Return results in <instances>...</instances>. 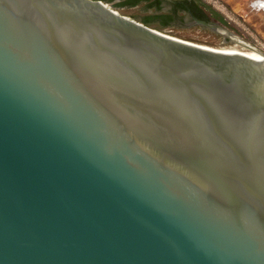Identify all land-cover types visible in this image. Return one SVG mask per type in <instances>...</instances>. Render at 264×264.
I'll use <instances>...</instances> for the list:
<instances>
[{"label":"water","instance_id":"water-1","mask_svg":"<svg viewBox=\"0 0 264 264\" xmlns=\"http://www.w3.org/2000/svg\"><path fill=\"white\" fill-rule=\"evenodd\" d=\"M193 25L0 0V264H264V51Z\"/></svg>","mask_w":264,"mask_h":264},{"label":"flooded vegetation","instance_id":"flooded-vegetation-1","mask_svg":"<svg viewBox=\"0 0 264 264\" xmlns=\"http://www.w3.org/2000/svg\"><path fill=\"white\" fill-rule=\"evenodd\" d=\"M122 12L142 13L136 18L157 27H187L195 19L220 23L231 29L228 18L219 16L213 0H102ZM225 11L238 10L239 19L262 28L264 34V0H218ZM135 18V17H134ZM199 26V25H193ZM201 27V26H199ZM255 27V28H256ZM203 28V27H201ZM254 28V29H255ZM207 29V28H206ZM209 30V29H208ZM213 32V31H212Z\"/></svg>","mask_w":264,"mask_h":264},{"label":"rangeland","instance_id":"rangeland-1","mask_svg":"<svg viewBox=\"0 0 264 264\" xmlns=\"http://www.w3.org/2000/svg\"><path fill=\"white\" fill-rule=\"evenodd\" d=\"M213 1L220 8V11H217L218 15L224 18L226 16L230 21L232 25L230 30H232L240 37H242L250 44L264 51V34H262L261 27H256L255 25H251L248 24L247 22L240 20L239 19L240 12H238L237 9L232 11L231 10L225 11L222 2H219L218 0H213ZM122 13L135 18L140 15H143L142 13H136V12H122ZM158 28H160L161 30H163L164 32L170 35H199L205 31V28H201L199 26H187V27L168 26V27H158Z\"/></svg>","mask_w":264,"mask_h":264},{"label":"bare ground","instance_id":"bare-ground-1","mask_svg":"<svg viewBox=\"0 0 264 264\" xmlns=\"http://www.w3.org/2000/svg\"><path fill=\"white\" fill-rule=\"evenodd\" d=\"M108 5H110V4H108ZM256 50V49H255ZM257 51V50H256ZM258 52V51H257ZM260 53V52H259ZM262 56H263V54L262 53H260Z\"/></svg>","mask_w":264,"mask_h":264},{"label":"trees","instance_id":"trees-1","mask_svg":"<svg viewBox=\"0 0 264 264\" xmlns=\"http://www.w3.org/2000/svg\"><path fill=\"white\" fill-rule=\"evenodd\" d=\"M146 24H149L148 22H145Z\"/></svg>","mask_w":264,"mask_h":264}]
</instances>
